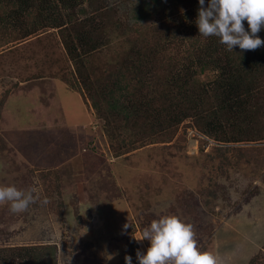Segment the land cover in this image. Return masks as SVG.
<instances>
[{"label":"rangeland","instance_id":"obj_1","mask_svg":"<svg viewBox=\"0 0 264 264\" xmlns=\"http://www.w3.org/2000/svg\"><path fill=\"white\" fill-rule=\"evenodd\" d=\"M61 11L64 17L71 12ZM163 13L157 10L137 27L151 26ZM4 29L0 185L36 187L39 200L19 214L0 205V247L53 243L57 264H125L128 236L174 214L194 226L198 247L213 252L219 264H264L263 139L222 143L223 155H217L214 141L206 146L210 140L189 118L171 138L159 135L152 143L147 137L120 154L104 118L80 90L60 27L19 39L18 29ZM119 48L113 41L102 56ZM196 76L207 81L214 72ZM134 242L142 254L150 246ZM132 264H139L136 254Z\"/></svg>","mask_w":264,"mask_h":264},{"label":"trees","instance_id":"obj_2","mask_svg":"<svg viewBox=\"0 0 264 264\" xmlns=\"http://www.w3.org/2000/svg\"><path fill=\"white\" fill-rule=\"evenodd\" d=\"M199 7L198 0H0V29H18L19 39L41 27H60L80 90L104 118L120 154L147 137L152 143L159 135L171 138L190 118L223 155L219 144L264 140V46L228 51L218 37L200 35ZM63 9L71 12L64 17ZM160 9L164 13L151 26L137 27ZM244 26L249 30L246 21ZM257 35L264 40V28ZM113 41H119L118 51L102 56ZM207 71L214 72L210 80L196 76ZM128 247L134 256L132 235ZM0 264H57V247H0Z\"/></svg>","mask_w":264,"mask_h":264},{"label":"clouds","instance_id":"obj_3","mask_svg":"<svg viewBox=\"0 0 264 264\" xmlns=\"http://www.w3.org/2000/svg\"><path fill=\"white\" fill-rule=\"evenodd\" d=\"M198 2L196 24L200 35L218 37L228 51H233L234 46L242 51H254L264 46V40L257 35L264 28V0H208L206 7L205 0ZM245 21L249 30H245ZM201 134L217 144L214 139ZM37 200L36 187L22 190L14 184L0 185V205L8 204L12 214L26 212ZM42 203L48 201L45 199ZM124 227L127 229L129 225ZM133 239L150 242L143 254L137 249L139 264H219L213 252L201 251L198 247L194 226L174 214L152 220L148 227L133 235ZM124 260L125 264H132L131 255L126 254Z\"/></svg>","mask_w":264,"mask_h":264},{"label":"built area","instance_id":"obj_4","mask_svg":"<svg viewBox=\"0 0 264 264\" xmlns=\"http://www.w3.org/2000/svg\"><path fill=\"white\" fill-rule=\"evenodd\" d=\"M212 141H213V140H210V142H209V143H207V144H206V146H207L208 144H211V143H213ZM195 143H197V144H198V140H197V139H195Z\"/></svg>","mask_w":264,"mask_h":264}]
</instances>
